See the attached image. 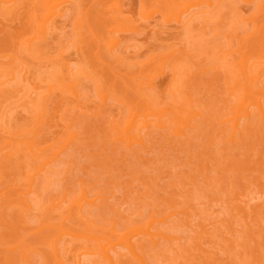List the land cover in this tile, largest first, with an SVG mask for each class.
<instances>
[{"label": "rangeland", "instance_id": "rangeland-1", "mask_svg": "<svg viewBox=\"0 0 264 264\" xmlns=\"http://www.w3.org/2000/svg\"><path fill=\"white\" fill-rule=\"evenodd\" d=\"M49 1L0 0V13H8L0 17V264H56L47 246L60 229L115 243L148 223L166 239L152 244L138 236L144 264H264V111L250 108L252 117H242L234 135L230 129L240 96L233 84L244 83L239 47L243 36L264 43V0H222L214 10L192 4L180 25L167 19L170 8L177 13L172 0H54L55 23L34 41L35 53L25 49L38 33L33 13H44ZM67 65L80 105L58 93L49 97L41 87L33 96L44 93L46 103L31 111L26 100L34 79ZM145 95L163 111V128L154 126L156 116L147 117L148 128L142 125ZM175 97L189 102L194 115L177 107ZM136 112L143 144L128 147L123 128ZM28 142L36 148L28 150ZM31 152L44 160L60 153L47 168L54 173L40 172ZM91 200L94 206L86 204ZM66 243L61 249L69 252ZM114 250L115 264H141L127 250ZM87 261L105 264L96 256Z\"/></svg>", "mask_w": 264, "mask_h": 264}, {"label": "bare ground", "instance_id": "bare-ground-1", "mask_svg": "<svg viewBox=\"0 0 264 264\" xmlns=\"http://www.w3.org/2000/svg\"><path fill=\"white\" fill-rule=\"evenodd\" d=\"M181 2H178L177 0H172V3H173V5H175L176 6V8H178V9H176L177 10V13H174V12H172V8H170V10H169V13H168V17H167V19H170V18H175V21L177 20V24H179L180 25V23H183L182 21H184V20H182L183 18H187V17H185V16H187V15H185L184 16V14H186L188 11H189V9L191 8V6H192V4L194 5V6H200V7H203V9H206V8H204V7H207V9L208 8H210V10H211V8H212V10H214L213 9V7L215 8L216 6L215 5H221L222 3H221V1L222 0H180ZM224 1V0H223ZM54 2V0H51V1H49L46 5H45V7H44V13H41V14H39V13H33V16H35V19H34V21L36 22V26H37V31H38V33H37V35H36V37H32L30 40H29V44H28V46H27V48H25V49H27V50H29V51H33V52H38V47H37V45L35 44V40L37 41V38H41V37H45L44 35L46 34V32H47V30H48V28H50L52 25H53V23H55V21H53V22H51V19H52V16H53V12H52V3ZM221 3V4H220ZM224 3V2H223ZM260 6V5H259ZM6 7H3V11H4V9H5ZM10 9V8H9ZM43 9V8H42ZM218 9V8H217ZM258 9V8H257ZM260 9L262 10V8H260L259 7V9H258V11H260ZM36 10V9H35ZM180 10H182V11H180ZM179 11V12H178ZM36 12H37V10H36ZM201 12V11H200ZM206 12H207V10H206ZM2 13V12H1ZM0 13V14H1ZM12 13V12H11ZM202 13V12H201ZM210 13V12H209ZM209 13H207V15L209 14ZM3 15L2 16H0V17H2V18H4L8 13L7 12H5V13H2ZM10 15V14H9ZM202 15H203V13H202ZM201 15V18L202 17H204V16H202ZM221 15V14H220ZM257 15V14H256ZM256 15H254V16H256ZM259 15V14H258ZM32 16V15H31ZM210 16V18H211V15H209ZM253 16V17H254ZM260 17V16H259ZM20 18V17H19ZM18 18V19H19ZM64 18V17H63ZM206 19L208 18L207 16L205 17ZM209 18V19H210ZM255 18V17H254ZM253 18V19H254ZM16 19V18H15ZM37 19V20H36ZM190 19V18H189ZM21 20V19H20ZM188 20V19H187ZM186 20V21H187ZM203 20H204V18H203ZM258 20V19H257ZM120 21V20H119ZM185 21V22H186ZM192 21V20H191ZM190 21V22H191ZM219 21V20H218ZM256 21V20H255ZM7 22V21H6ZM190 22H189V24H190ZM235 22V21H234ZM51 23H52V25H51ZM219 23V22H218ZM264 22H262V24H263ZM22 24V23H21ZM185 24V23H184ZM209 24V23H208ZM230 24V23H229ZM258 24V23H257ZM257 24L255 25V26H257ZM262 24H261V29L260 28H258L257 30H255V35L256 36H258L259 37V35L258 34H256L257 32H258V30L260 31V33L261 34H263V36H262V39H263V41H264V24H263V26H262ZM35 25V24H34ZM33 25V26H34ZM79 25V24H78ZM81 25V24H80ZM92 25V24H91ZM234 25V24H233ZM186 27H187V25H186ZM190 29H191V27H190V25L188 26ZM36 28V27H35ZM53 28V26L50 28V29H52ZM55 28V27H54ZM203 28V27H202ZM217 28H218V26H217ZM229 28H231V27H229ZM27 29V28H26ZM29 29H30V26H29ZM216 29V28H215ZM220 29H222V28H220ZM238 29V28H237ZM255 29V28H254ZM55 30V29H54ZM49 31V30H48ZM184 31H186L185 30V28H184ZM195 31V30H194ZM237 31V30H236ZM21 32H24V31H21ZM187 33H188V31H186ZM186 32H185V34H186ZM203 32V31H202ZM206 32V31H205ZM221 32V31H220ZM254 32V31H253ZM48 33V32H47ZM222 33V32H221ZM35 34V33H34ZM191 34V33H190ZM200 34V33H199ZM189 35V34H188ZM187 35V37H192L193 35H190V36H188ZM206 35V34H205ZM232 35V34H231ZM255 36V37H256ZM246 37V36H245ZM245 37L243 36V38L242 37H237V39H239L240 40V38H242V43H241V41H240V45H243V46H240L239 48H241V51H243L242 49H244L245 50V53L243 54V57L240 59V66H238V67H240L241 68V70H240V68H239V70L241 71L240 73L242 74L240 77H242V78H239L240 80H239V82L241 81V80H243L244 81V83L242 84V82H240L242 85L240 86V88L238 89L237 87H238V85H234L233 84V87L235 86V90L237 89V93H236V96H238V95H240L237 99H239L238 101V105H237V108H236V112H235V115L232 117V121H233V123H232V125H231V128L230 129H232V135H234L235 134V132L238 130V128H239V126H240V120L241 119H243L242 117H245V118H249V117H252V116H250V110L253 108L254 110L253 111H255V112H257L258 113V115L259 114H262L263 115V111H264V88H262V86L261 87H259L258 86V84H259V82H261V67L262 66H264V53H263V51H261V50H263L264 48H262V47H264V46H262L264 43H260V37L258 38V39H256L255 38V43H257L258 45H254L251 41H250V39H251V37H253V36H251L250 38H248V39H245ZM194 38V37H193ZM192 39V38H191ZM245 39V40H244ZM41 40V39H40ZM238 40V41H239ZM249 40V41H248ZM260 40V41H259ZM39 41V40H38ZM190 41H192V40H190ZM194 41H195V39H194ZM193 41V42H194ZM218 41H220V40H218ZM245 41V42H244ZM259 41V42H258ZM16 42V41H15ZM40 42V41H39ZM38 42V43H39ZM189 42V41H188ZM244 42V43H243ZM113 43L115 44V45H117L118 43L117 42H115V41H113ZM40 44V43H39ZM113 44V45H114ZM261 44V45H260ZM113 45H111L110 44V46H107L108 47V54H110V52H111V54H113L114 52H112L113 51ZM15 46H17V44L15 45ZM26 46V45H25ZM40 46V45H39ZM15 48V47H14ZM18 48V47H17ZM231 48V47H230ZM229 48V49H230ZM44 50H45V48H44ZM28 51V52H29ZM240 51V52H241ZM26 52V51H25ZM207 52V51H206ZM239 52V53H240ZM18 53H19V51H18ZM41 53V52H40ZM220 52L218 51V54H219ZM223 53H225V54H227V52H223ZM252 53V54H251ZM32 54H34V53H32ZM39 54V53H38ZM188 54V53H187ZM198 54V53H197ZM241 54V55H242ZM251 54V55H250ZM254 54V56H253V58H254V60L255 61H251L253 58H251L250 56H252ZM183 55V54H182ZM201 55V54H200ZM199 55V56H200ZM221 55V54H220ZM229 55H230V52H229ZM247 55H248V57H250V58H247ZM33 56V55H32ZM37 56V55H36ZM112 56V55H111ZM202 56V55H201ZM223 56H225V55H223ZM240 56V55H239ZM27 57V56H26ZM39 57V56H38ZM99 57V56H98ZM204 57V56H203ZM101 58V57H100ZM119 60H120V56H118L117 57ZM240 58V57H239ZM31 59V58H30ZM33 59V58H32ZM224 59V58H223ZM226 59V60H225ZM225 59H224V62H223V64H222V66H225L224 68H227L226 70H229V66H228V64L226 63V61L227 60H229V59H227L226 57H225ZM114 60V59H113ZM14 61V60H13ZM24 61V60H23ZM35 61V60H34ZM59 61V60H58ZM11 62V61H10ZM54 62V61H53ZM228 62V61H227ZM239 62V61H238ZM1 63V62H0ZM23 63V62H22ZM224 63H226L225 65H224ZM12 64V63H11ZM61 64V63H60ZM125 64V63H124ZM230 64V63H229ZM7 65V64H6ZM8 65H9V63H8ZM56 65H57V62H56ZM116 65V64H115ZM3 66V65H2ZM58 66H60V65H58ZM58 66H57V69H55L54 71H51L50 73H48L47 71H45V72H47L48 74H46V73H43L41 76H39L38 78H36V79H34L35 81H33L32 82V80H31V82L33 83V88H32V91L30 92V94L28 95L29 97H28V99L29 100H26V101H28V106H31V111H32V107L34 108V111H39L41 108H39L41 105H40V103L42 102V105L44 104L43 102L45 101V103H46V100H44V97L46 96V95H44V93H37L38 95H35V96H33L34 95V93L36 92V89L37 88H41V87H43V88H45V92L47 93V95L50 97H53L52 95H56L57 93L58 94H60V95H63V96H67V97H69V98H72V100H74V101H71L73 104H77V105H80V98H81V95L79 94V92H78V90H77V81H76V77H75V74H73V72H72V70L68 67V65H67V67L66 66H64V67H59L58 68ZM117 66V65H116ZM231 66V65H230ZM232 67V66H231ZM25 68V67H24ZM13 69V68H12ZM178 69V68H177ZM48 70V69H47ZM225 70V69H224ZM7 71V70H6ZM84 71H85V69H84ZM176 71V70H175ZM182 71H183V69H182ZM13 72V71H12ZM24 72H25V70H24ZM78 72V71H77ZM233 72H234V75L236 74L235 73V71L233 70ZM233 72L231 71V73L233 74ZM239 72V71H238ZM7 72H5V75H9V72H8V74H6ZM17 73H19V72H17ZM27 73V72H26ZM38 73H40V72H38ZM42 73V72H41ZM180 73H181V70H180ZM183 73V72H182ZM117 74V73H116ZM177 74H178V72L176 73V78L175 77H173L172 76V78L174 79H176V84L178 85V81H177V78L178 77H180L179 75L177 76ZM230 74V73H229ZM174 75V74H173ZM183 75V74H182ZM238 75H240V74H238ZM238 75H237V77H238ZM11 76V75H10ZM175 76V75H174ZM78 77V76H77ZM95 77V76H94ZM235 77V76H234ZM234 77H231V78H233V81H234ZM79 79V78H78ZM181 79V77L180 78H178V80H180ZM237 80H238V78H236ZM93 80H94V78H93ZM96 81H97V79H95ZM232 80V79H231ZM134 81V80H133ZM139 82V81H138ZM172 81H170V83H171ZM227 82V81H226ZM239 82H238V84H239ZM169 83V84H170ZM174 83V82H173ZM172 83V84H173ZM175 83L173 84V85H175ZM236 83H237V81H236ZM21 84H23V83H21ZM97 84V83H96ZM230 84V83H229ZM24 85H25V83H24ZM32 85V84H31ZM171 85V84H170ZM172 85V86H173ZM137 86V85H136ZM176 86V85H175ZM181 86V85H180ZM179 86V88L182 90L180 93H181V95H182V92H184V90L181 88ZM116 88V87H115ZM134 88V87H133ZM170 88H172L171 86H170ZM137 89V88H136ZM178 89V88H177ZM176 89V90H177ZM172 90V89H171ZM179 90V89H178ZM186 90V89H185ZM238 90H240V91H238ZM174 91H175V88H174ZM180 91V90H179ZM118 92V91H117ZM120 92V91H119ZM236 92V91H235ZM234 92V93H235ZM239 92H240V94H239ZM98 93V92H97ZM169 93H170V90H169ZM173 93V92H172ZM172 93L170 94V96L169 97H173V95H172ZM96 94V93H95ZM173 94H175V93H173ZM185 95H186V92L184 93ZM238 94V95H237ZM172 95V96H171ZM176 96H177V99H179L178 98V95H177V91H176V94H175ZM1 96V95H0ZM62 96V97H63ZM114 96V95H113ZM136 96V95H135ZM10 97V96H9ZM145 97H147V99L146 98H144V96H143V98H144V102H146L145 104H146V109H147V111H148V113H146V115H144V117L142 116V121H141V123H142V125H144L146 128H148L149 127V125H148V120H147V117L148 116H156L157 117V119H156V122L154 121V126L155 127H158V128H161L162 127V125L164 126V122L163 123H161L160 122V120H161V117H162V112L163 111H156V109H155V107H153V101H151V99H150V97H148V96H146L145 95ZM181 97H184V95H182ZM118 98V97H117ZM149 98V99H148ZM155 98V97H154ZM185 98H186V96H185ZM188 98V97H187ZM234 98V97H233ZM2 99V98H1ZM45 99H48V98H45ZM65 99V98H64ZM87 99V98H86ZM106 99V98H105ZM104 99V100H105ZM173 99H176V97L175 98H173ZM172 99V100H173ZM176 99V101L175 100H173V101H175V103L177 104V107L179 106V107H181V110L184 112V113H186V115L188 114V115H192L194 112L187 106V104L189 103L187 100V102L188 103H186L185 104V101L182 99V100H177ZM25 100V99H24ZM43 100V101H42ZM111 100V99H110ZM3 101V100H2ZM66 101V100H65ZM68 101V100H67ZM66 101V102H67ZM131 101V100H130ZM152 102V103H151ZM14 103V102H13ZM62 103V102H61ZM72 104V105H73ZM75 104V105H76ZM175 104V105H176ZM190 104V103H189ZM25 105V104H24ZM169 105V104H168ZM10 106V105H9ZM191 106V105H190ZM24 107V106H23ZM76 107H78V106H76ZM171 107V106H170ZM169 108V107H168ZM251 108V109H250ZM15 109H16V107H15ZM23 109V108H22ZM27 109V108H26ZM129 109V108H128ZM158 110V109H157ZM179 110V109H178ZM18 111V110H17ZM33 111V112H34ZM43 111H44V109H43ZM146 111V112H147ZM182 111H180V112H182ZM252 111V112H253ZM6 113V112H5ZM16 113V112H15ZM31 113V112H30ZM35 113V112H34ZM41 114V113H40ZM173 114H175V113H173ZM31 115V114H30ZM34 115H36V114H34ZM33 115V116H34ZM176 116H177V114H175ZM194 115V114H193ZM13 116V115H12ZM42 116H43V114H42ZM178 116H179V112H178ZM178 116H177V118H178ZM6 117V116H5ZM9 117V116H8ZM36 117L38 118V117H40V115L38 114V112H37V115H36ZM130 117H131V115H130ZM138 114H137V112L135 113V114H133L132 115V117L130 118V120L128 121L127 120V122H126V124H125V127L123 128V136L127 139V143H128V147H130L131 146V144L134 142V144L136 143V144H143V142H142V139L138 136L139 134L136 132V130L138 129V127H137V120H138ZM180 117V116H179ZM40 118H42V117H40ZM39 118V119H40ZM244 118V119H245ZM263 119L261 120V121H263L264 120V116L262 117ZM34 119V118H33ZM129 119V118H128ZM166 119V118H165ZM179 119H181V118H179ZM179 119H178V121H179ZM3 120V119H2ZM42 120H43V118H42ZM117 120V119H116ZM169 120V119H168ZM4 121V120H3ZM118 121V120H117ZM163 121V120H162ZM184 121V120H183ZM5 122V121H4ZM7 122V121H6ZM33 122V121H32ZM152 122V121H151ZM171 122V121H170ZM120 123L122 124V123H124V122H121L120 121ZM153 124L151 123V125L153 126ZM31 125V124H30ZM119 125V124H118ZM9 126H10V124H9ZM32 126V125H31ZM35 126V125H34ZM187 126V125H186ZM41 127V126H40ZM170 127V126H169ZM28 128V127H27ZM117 128H119V127H117ZM163 128V127H162ZM179 128H181V127H179ZM8 129H10V128H8ZM116 129V128H115ZM172 129V128H171ZM28 130V129H27ZM36 130V129H35ZM112 130H114V129H112ZM5 131V130H4ZM22 131V130H21ZM23 132V131H22ZM179 133H181V134H183V130H181V129H179V131H178ZM25 133V132H24ZM114 133H115V131H114ZM118 133V132H117ZM14 134V133H13ZM12 135V134H11ZM66 136V135H65ZM67 137V136H66ZM70 137L71 138H74L75 137V135H70ZM116 137V136H115ZM233 137V136H232ZM63 138V137H62ZM117 138V137H116ZM65 139V138H64ZM15 141V140H14ZM29 141V140H28ZM14 143V142H13ZM21 145V144H20ZM26 146H28V150H32V148H36V146H35V144H34V142H28L27 144H25ZM13 146V145H12ZM11 146V147H12ZM67 146V145H66ZM17 148V147H16ZM19 148V147H18ZM38 148V147H37ZM64 148H67V147H64ZM34 150V149H33ZM13 151V150H12ZM16 151V150H15ZM19 151V150H18ZM27 151V150H26ZM36 151H38L39 152V149H36ZM20 152V151H19ZM51 152V151H50ZM9 153V152H8ZM15 153V152H14ZM24 153V152H23ZM27 153H30V152H28L27 151ZM20 154V153H19ZM58 154L60 155V153H56L54 156H53V158L51 157V159L50 160H44L43 158H40L41 156H39V155H37V154H35V153H32L31 152V154H29L28 155V159L30 158V156L32 155V157H33V159H35V161H37L38 163H40L41 164V167L39 168V171L40 172H44L45 170H50V169H47L51 164H52V162H53V160H56V158H58L59 156H58ZM7 155V154H6ZM21 155V154H20ZM42 155H44V153H42ZM10 156V155H9ZM12 156V155H11ZM15 156H16V153H15ZM25 156H26V153H25ZM6 157V156H5ZM27 157V156H26ZM44 157V156H43ZM12 158V157H11ZM12 159H15V157L14 158H12ZM11 160V159H10ZM30 160H32V159H30ZM29 160V161H30ZM29 161H28V163H29ZM33 162H35L34 160H32ZM32 161L30 162V163H32ZM250 162V161H249ZM9 164V163H8ZM24 164V163H23ZM17 165V164H16ZM31 165H34V164H31ZM261 168V167H260ZM34 169H36V168H34ZM51 172L50 173H54V171L53 170H50ZM36 174V173H35ZM217 176V175H216ZM56 177V176H55ZM217 178V177H216ZM34 180H32V178H31V184H33L34 182H33ZM44 182V181H43ZM60 182V181H59ZM47 185V184H46ZM29 186V185H28ZM48 187V186H47ZM248 188V187H247ZM27 190V189H26ZM21 191V190H20ZM85 200V199H84ZM83 201V200H82ZM24 202V201H23ZM93 202H94V200H91V201H87V205L88 206H94L93 205ZM72 203H74L73 201H72ZM25 206V205H24ZM82 206V205H81ZM44 207V206H43ZM72 207V206H71ZM74 207H76V206H74ZM73 208V207H72ZM170 209V208H169ZM19 213V212H18ZM74 213V212H73ZM78 213H81L80 212V210H78V212H77V214ZM162 213V212H161ZM33 214V213H32ZM65 214V213H64ZM159 214V213H158ZM37 215V214H36ZM79 216H78V219L79 220H82V221H84L85 222V218H82L80 215H82V214H78ZM0 216H2V215H0ZM14 216V215H13ZM15 217V216H14ZM80 217V218H79ZM9 218V217H8ZM259 218H260V216H259ZM75 219V218H74ZM78 219H76V220H78ZM14 220H15V218H14ZM70 220V219H69ZM73 220V219H72ZM7 221H9V220H7ZM76 222V221H75ZM88 223V222H87ZM148 223V222H147ZM5 224V223H4ZM65 224V223H64ZM83 224V223H82ZM151 224L152 223H148L147 224V226L144 228V227H140V226H137V227H133L131 230H130V232L129 233H127V235H125V236H120V237H117L118 239H116V241H115V243H113L112 242V238H108V239H106V238H103V237H99V236H89V235H87V233L85 232V233H81V234H76L75 232H72L71 230L69 231V230H67V231H64L63 229H60V230H58L60 233H58V234H53V239L51 238V241H50V243H49V245L47 246V248H48V250H49V252L52 254V257H54V260H55V262H56V264H88V257H92V256H96V257H98L103 263H105V264H115V258H114V256L112 255V252H114L115 250H114V248L115 247H117V246H119L120 248H123L124 250H127L128 252H129V254L132 256V257H134L137 261H139L141 264H144V261H142V258H141V256L139 255V253H138V247H137V242L138 241H140L141 240V238L139 237V239L140 240H138L137 242H136V240H137V238H138V236L140 235L141 237L143 236V238H145V237H147L146 239H148L152 244L154 243V241H155V239L158 237V238H165V236L163 235V237H159L158 235V233H157V235H156V233L155 232H152L151 231V229H150V226H151ZM54 225V224H53ZM75 225V224H74ZM88 225H92L91 223H88ZM6 226H8V225H6ZM46 226V225H45ZM56 226V225H55ZM76 226V225H75ZM77 226H79V225H77ZM9 227V226H8ZM24 227V226H23ZM13 228V227H12ZM45 228V227H44ZM55 228V227H54ZM63 228V227H62ZM66 228H68V227H66ZM85 228H87V227H85ZM41 229V228H40ZM72 229V228H71ZM89 229V228H88ZM90 229H92V228H90ZM94 229L95 228H93V231H94ZM53 230V229H52ZM82 230H84V227L82 228ZM174 230V229H173ZM55 231V230H54ZM57 231V230H56ZM57 231V232H58ZM113 231V230H112ZM111 231V232H112ZM154 231V230H153ZM88 232V231H87ZM52 233V232H51ZM50 233V234H51ZM62 233V234H61ZM90 233V232H89ZM88 233V234H89ZM96 233V232H95ZM101 233V232H100ZM114 233V232H113ZM162 233H163V231H162ZM161 233V234H162ZM21 234V233H20ZM27 234V233H26ZM164 234V233H163ZM95 235V234H94ZM118 234H116V236H117ZM174 235V234H173ZM7 236V235H6ZM30 236V235H29ZM51 236V235H50ZM105 236H106V234H105ZM107 236H109L108 234H107ZM114 236V235H113ZM5 237V236H4ZM25 237V236H24ZM64 237H67V238H70L69 240H65V238ZM200 237V236H199ZM157 238V239H158ZM10 239V238H9ZM42 239V238H41ZM166 239V238H165ZM147 240V241H148ZM162 240V239H161ZM172 240V239H171ZM48 241V240H47ZM64 241H66L67 243H66V247H65V249L66 250H69V252H64V251H62V249H61V247H62V244H63V242ZM82 241H84V242H82ZM142 241V240H141ZM148 241V242H149ZM166 241V240H165ZM173 241H175V240H173ZM169 242V241H168ZM171 242V241H170ZM169 242V243H170ZM141 244V243H140ZM156 244H157V241H156ZM47 245V244H46ZM142 245V244H141ZM149 245V244H148ZM24 246V245H23ZM153 246V245H152ZM151 246V247H152ZM157 246V245H156ZM29 247V246H28ZM21 250V249H20ZM47 250V249H46ZM16 251V250H15ZM21 252V251H20ZM29 252V251H28ZM26 253V252H25ZM184 253V252H183ZM127 254V253H126ZM177 254V253H176ZM54 255V256H53ZM178 255V254H177ZM184 255V254H183ZM27 256V255H26ZM25 256V254H24V252H23V255H22V257H26ZM129 256V255H128ZM119 257H120V255H119ZM47 258H49V257H47ZM51 258V257H50ZM168 258V257H167ZM179 258V257H178ZM191 258V257H190ZM209 258V257H208ZM132 259V258H131ZM182 259V258H181ZM193 259V258H192ZM22 260V259H21ZM120 260V259H119ZM186 260V259H185ZM191 260V259H190ZM184 261V260H183ZM122 262V261H121ZM120 262V263H121ZM173 262H175V261H173ZM181 262V261H180ZM191 262V261H190ZM194 262H197V261H194ZM193 262V263H194ZM200 262L201 261H199V264H200ZM117 263H119V262H117ZM135 263V262H134ZM178 263V262H177ZM184 263V262H183ZM152 264V263H151ZM174 264V263H173ZM189 264V263H188ZM198 264V263H197ZM202 264V263H201Z\"/></svg>", "mask_w": 264, "mask_h": 264}]
</instances>
